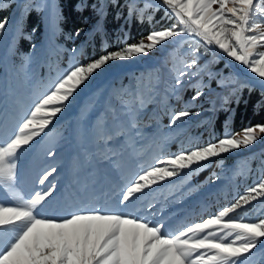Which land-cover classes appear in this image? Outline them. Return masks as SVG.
Instances as JSON below:
<instances>
[{
    "label": "rangeland",
    "instance_id": "1",
    "mask_svg": "<svg viewBox=\"0 0 264 264\" xmlns=\"http://www.w3.org/2000/svg\"><path fill=\"white\" fill-rule=\"evenodd\" d=\"M15 1L7 29L0 34V141L15 131L34 102L50 90L70 65L79 63L76 54L83 52L82 44L73 52L57 39L58 0H30L33 7L42 11V25L40 30L27 35L18 28L28 8L23 9L22 15L18 6L25 0ZM139 1L162 6L159 0ZM21 36L29 39L28 51L20 45ZM185 39L191 41L189 37ZM198 47L203 48L202 64L209 67L211 58L218 57L228 68L226 71L213 68L214 79L205 76L202 82L198 81L205 92L199 101L191 100L195 92L192 87L181 89L179 94L172 92L171 70L173 64L179 66L187 58L186 44L173 42L146 57L111 62L81 86L46 134L22 151L14 191L20 196L30 195L39 188L38 178L55 167L57 172L50 179L56 183L57 191L41 214L62 218L78 209L97 208L145 215L144 209L150 201L156 205L153 209L156 216L150 218L162 220L170 231L199 222L234 202L223 200L229 184L247 180L239 196L264 178L261 166L264 157L261 161L253 157L255 152L260 155L264 151V137L248 148L207 162L195 173L186 170L127 208L118 203L126 184L156 158L210 143L204 128L205 124L210 125L208 107L225 90L238 84L264 90V81L243 66L216 49ZM141 91L148 102L136 110L131 105L132 94ZM184 91L188 99L182 98ZM126 106L132 107L131 114ZM181 110L200 114L170 125L172 114ZM132 123L135 128L131 127ZM117 128L122 135H113L108 142L101 139L102 132L115 133ZM50 151L55 155L48 156ZM0 202H13L12 192L0 190ZM233 215L251 221L264 218V200L258 198ZM248 264H264V247L254 250Z\"/></svg>",
    "mask_w": 264,
    "mask_h": 264
},
{
    "label": "snow or ice",
    "instance_id": "2",
    "mask_svg": "<svg viewBox=\"0 0 264 264\" xmlns=\"http://www.w3.org/2000/svg\"><path fill=\"white\" fill-rule=\"evenodd\" d=\"M159 2L166 9L165 17L173 23L131 43L125 37L123 46L116 50L106 51L87 63L70 65L50 90L34 102L15 131L0 141V190L12 192L13 200L8 204L0 202V264H248L254 250L264 247V218L251 221L233 215L258 198L264 200V178L214 214L174 231L162 220L150 218L156 216L153 211L156 205L150 201L144 209L145 215L97 208L78 209L62 218L41 214L57 191L56 183L50 179L57 172L55 167L38 178L39 188L30 195L24 197L14 191L22 151L46 134L81 86L111 62L146 57L173 42L186 44L187 58L179 66L173 64L171 70L172 92L179 94L181 89L192 87L195 89L193 102L205 95L198 81L202 82L205 76L209 80L216 76L207 64L201 63L198 45L218 50L264 81V0ZM111 4L119 6L117 0H111ZM92 7L103 19L105 4ZM144 7L147 9L150 5ZM143 12L128 5L129 17L139 15L142 19ZM9 22V17L0 19V34ZM101 27L98 20L97 31ZM22 31L21 27V34ZM83 34L84 29L78 28L67 38L75 39ZM147 102L142 91L133 92L131 105L136 110L145 107ZM126 110L131 114L132 107L126 106ZM199 114L198 111H177L172 114L170 125ZM131 127L135 128V123ZM122 134L117 128L115 133L102 132L100 136L108 142L113 135ZM261 137H264V123L225 134L203 146L158 157L126 184L118 203L127 208L186 170L195 173L207 162L248 148ZM47 155L51 157L55 153L50 151Z\"/></svg>",
    "mask_w": 264,
    "mask_h": 264
},
{
    "label": "trees",
    "instance_id": "3",
    "mask_svg": "<svg viewBox=\"0 0 264 264\" xmlns=\"http://www.w3.org/2000/svg\"><path fill=\"white\" fill-rule=\"evenodd\" d=\"M119 6L111 4V0H58L60 7L59 31L57 39L67 48L73 49L82 44L83 52L76 54L79 63H87L97 58L106 51L116 50L123 46L125 37L127 42L131 43L148 32L169 26L174 21L165 17L166 9L160 5L148 7L145 9V1L135 0H117ZM33 1L25 0L18 6L19 13L27 7L20 28L26 35L33 30L41 29L42 11L32 5ZM105 4L106 15L101 19L93 4ZM133 5L137 9H143V18L139 15H128V5ZM16 5L15 0H0V19L11 15ZM149 5V4H148ZM151 17V20H149ZM100 21L102 27L97 31V22ZM20 28H18L20 30ZM78 28L84 29V34L79 38L68 39L69 35H74ZM20 39V45L28 51L29 39ZM200 48V47H199ZM202 47L200 51H202ZM208 54V55H207ZM206 56H210L207 53ZM209 68L227 70L226 64L222 59L216 57L209 61ZM188 93V92H187ZM190 94V91L189 93ZM188 99L186 91L182 98ZM225 99L228 103L225 104ZM210 125H204L209 133V141L215 142L225 134L240 132L241 129L256 124L264 123V90L254 86L236 85L229 90H225L218 96L213 106L209 104ZM227 109V110H226ZM227 122V123H226ZM255 152L254 158L260 161L264 157V151L260 155ZM262 174H264V161L261 162ZM247 180L235 181L234 185L229 184L227 196L223 200H235L238 194L244 189Z\"/></svg>",
    "mask_w": 264,
    "mask_h": 264
}]
</instances>
